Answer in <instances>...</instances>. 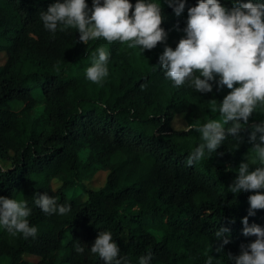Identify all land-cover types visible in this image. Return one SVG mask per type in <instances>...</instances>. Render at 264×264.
I'll list each match as a JSON object with an SVG mask.
<instances>
[{"label": "trees", "instance_id": "trees-1", "mask_svg": "<svg viewBox=\"0 0 264 264\" xmlns=\"http://www.w3.org/2000/svg\"><path fill=\"white\" fill-rule=\"evenodd\" d=\"M57 2L64 0H0V197L26 200L29 224L38 230L35 239H24L0 225V258L7 264H105L91 247L100 232H110L118 258L129 264L149 253L151 264H206L209 256L213 264H235L229 255L239 256L241 245L256 239L243 235V218L264 228V209L248 215L255 193L229 189L247 155H256L249 136L252 125L264 123V108L257 107L238 138L228 136L210 157L206 152L187 166L203 143L196 129L222 118L219 105L231 91H217L215 81L210 93L187 83L177 87L160 65L164 48L175 50L186 38L188 9L199 0H185L179 17L168 3L146 0L160 5L167 38L143 52L103 38L86 45L75 28L49 32L40 14ZM129 2L131 15L137 0ZM219 2L231 9L236 0ZM86 3L91 9L93 0ZM99 47L109 54L102 85L86 78ZM38 102L40 110L32 113ZM178 111L185 126L173 128ZM257 167L259 161L249 172ZM98 170L105 172L103 181L92 188L86 182ZM45 193L71 210L45 214L34 202ZM222 227L230 230V242L217 252L215 233Z\"/></svg>", "mask_w": 264, "mask_h": 264}, {"label": "clouds", "instance_id": "clouds-1", "mask_svg": "<svg viewBox=\"0 0 264 264\" xmlns=\"http://www.w3.org/2000/svg\"><path fill=\"white\" fill-rule=\"evenodd\" d=\"M167 3L178 17L184 11L185 0H167ZM132 9L129 0H103V3L93 0L91 9L86 0H64L49 6L40 14V19L44 28L53 34L58 29H77L80 41L86 45L90 40L103 38L109 44L118 41L129 48L139 47L143 52L166 41L160 5L137 0L130 15ZM183 31L186 38L179 40L175 50L166 46L159 57L166 78L177 87L187 83L199 93L212 92L213 81L217 91L224 86L231 90L219 105L222 120H210L196 129L202 134L203 143L187 158V166H192L205 158L206 152L209 157L215 153L228 136L238 138L257 107L264 108V3L236 0L234 7L227 9L219 0H199L188 9ZM97 54L86 69V78L102 85L109 75V54L104 47H99ZM210 110L217 111L215 101ZM252 129L249 141L256 155L254 158L247 155L248 162L240 164L239 174L229 186L232 193H255L248 198L249 216H254L255 210L264 209V194L259 191L264 189V123L254 124ZM258 132L260 143H256ZM255 161H259L260 167L249 172V165ZM34 202L48 215H65L71 210L70 205L58 204L47 193L38 195ZM31 212L26 200L0 197V225L12 236L19 233L24 239L36 238L38 230L28 220ZM242 223L243 235L256 239L248 245L242 244L241 254L229 255V259L235 264H264V228L256 224L249 226L248 217ZM229 231L224 227L216 231V240L221 242L217 252H222L230 242L226 235ZM75 250L84 252L79 245ZM91 252L98 254L105 264H129L127 258H118L120 249L110 232L99 233ZM213 259L209 256L206 264H213ZM151 260L149 253L140 257L139 264H151Z\"/></svg>", "mask_w": 264, "mask_h": 264}, {"label": "rangeland", "instance_id": "rangeland-1", "mask_svg": "<svg viewBox=\"0 0 264 264\" xmlns=\"http://www.w3.org/2000/svg\"><path fill=\"white\" fill-rule=\"evenodd\" d=\"M159 1L160 3L163 2V3H167V0H157ZM101 3H103V0H101ZM223 6V4H221ZM4 59V53L2 51H0V62H2ZM19 101V100H18ZM20 103V101H19ZM11 105L13 107H17L19 104L17 101H13V103H11ZM41 108V103L38 102L32 110V113H37ZM211 120H222V118L220 117H215ZM171 126L173 128H180V127H184L185 126V122L183 120V112L182 111H178L176 113H174L172 119H171V122H170ZM104 174L105 172L103 170H98L96 171L90 180H88L86 183L87 185L91 186L92 188H96L97 186H99L102 181H103V177H104ZM24 257L31 260L33 259V257L31 255H28V254H24ZM0 264H7V258L2 256L0 258Z\"/></svg>", "mask_w": 264, "mask_h": 264}]
</instances>
